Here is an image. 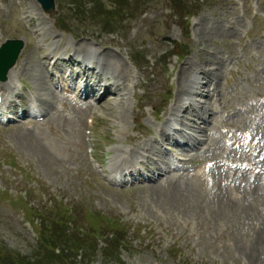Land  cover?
Segmentation results:
<instances>
[{
	"label": "rangeland",
	"instance_id": "rangeland-1",
	"mask_svg": "<svg viewBox=\"0 0 264 264\" xmlns=\"http://www.w3.org/2000/svg\"><path fill=\"white\" fill-rule=\"evenodd\" d=\"M54 1L56 11L46 16L33 0H0V45L8 39L25 44L17 62L19 68L14 69L17 74L13 73L8 82H13L16 91L23 90L34 109L47 116L42 123H0V246L54 264L45 253V243L36 240L25 209L39 210L44 240L49 222L64 220L55 214L60 208L51 211L46 206L60 203L72 209L76 223H59V228H68L70 233L65 235L73 232V236L91 241L77 239L76 243L86 246L93 255L89 259H80L79 255L77 264H117L99 236L112 231L124 239L120 247L114 246V254L119 252L123 264H264V202L262 206L232 205L228 200L234 198L232 187L238 181L232 179L229 170L217 169L229 156L230 139L224 137L226 134H236V129L253 130L255 146L259 149L264 145V101L257 99L264 96V0H183L189 10L198 11L187 24L172 16L167 0H120L125 10L119 17L106 11L115 0H78L83 4L78 22L74 21L76 7L72 4L76 0ZM97 7L106 15H97ZM30 15L34 19L29 23ZM105 20L110 25L103 27ZM113 22L115 26H111ZM62 26L81 39L70 40ZM185 30L190 32L188 39ZM178 43L179 48L188 43L190 48V56L180 61L166 53ZM68 44H79L72 51L83 54L92 48L101 51L100 45H107L97 53H101L107 70L123 72L121 77L116 73L121 83L129 74L136 76L127 55L130 49L143 52L153 67H143L144 73L135 79L142 88L127 97L106 95L99 103L95 101L97 107L81 106L72 95L60 94L55 88L56 76L60 75L57 70L49 80V55L41 51ZM163 54L168 55L162 72L159 63ZM200 70H204L199 75L202 81L216 80L211 88L218 102L205 99L197 108L201 117L213 120L205 136L207 143L210 137L209 143L214 145L212 149L205 145L192 160L199 164L213 162L215 185L201 176L182 188L166 180L133 189L105 187L97 172L99 163L90 150L101 163V152L145 145L149 160H161L163 168L168 164L169 157L160 149L159 153L153 142L150 108L139 112L133 96L146 93L148 103L160 105L159 96L168 83L173 91L171 102L182 98L187 105L195 99L181 90L187 89L189 75ZM165 71L169 77H165ZM5 92L0 84V93ZM4 95L12 96L7 92ZM161 117L164 120V115ZM193 125L206 128L196 120ZM127 141L132 143L126 145ZM164 149L168 152L170 148ZM239 154L241 149L235 148L231 156ZM112 156L107 155V165ZM166 182H172V186Z\"/></svg>",
	"mask_w": 264,
	"mask_h": 264
},
{
	"label": "bare ground",
	"instance_id": "bare-ground-1",
	"mask_svg": "<svg viewBox=\"0 0 264 264\" xmlns=\"http://www.w3.org/2000/svg\"><path fill=\"white\" fill-rule=\"evenodd\" d=\"M89 52L90 53H87V50H86V52H84L85 53V58L84 59H86L85 60L86 62L94 63V62H97V59L103 61L102 58H101V53L102 52L101 53H97V52L95 53L94 50H90ZM74 53H75V55H79V54L82 55L83 54L82 52H78V51H75ZM58 62H59V60H55L54 65H57ZM66 63H68L69 65H72V66H75V65L78 64L71 57H69V59L66 61ZM104 70L108 71L107 74H109L111 76H114L113 81L109 85L105 86V94L113 95V94H116V93H118L120 91L125 92V91L128 90V88L126 87L125 84L127 83L129 77H126L124 83H121V81H119L120 79L116 75L117 72H115V73L113 72L115 69L112 68L113 71H110V70H107V68L104 66ZM187 72L184 73V74H187ZM13 73H15L14 70H11L9 72L8 79H10L13 76ZM117 74L121 77L123 72L121 74H119V73H117ZM77 76L83 77L85 79L84 88L87 89L90 86L97 87L98 83L100 81H102V77L104 75H103V73L97 74L96 75V81L93 84H90V82H89V70L84 69V70H82V72H79L76 75V77ZM67 78L68 79H72L73 75H69ZM58 80H64V77L62 76V74H60ZM194 80H197L195 78V76L192 78V80L189 79V84L193 85V81ZM190 85H189V88H188V85H187V89L181 90V92H184L186 94H191V95H192L193 92L195 94H197L195 92L197 88L190 89ZM198 85H199V82L197 81L195 83V87H198ZM121 86H122V88H121ZM202 86L205 88V87H207V84H204ZM181 95H182V93H181ZM206 96H208V98L212 97V93H211L210 89L208 90ZM84 97L86 98V96H84ZM180 101H181V99L179 101H177L176 104L180 103ZM44 104H45V102H44ZM181 109H182V107L179 106V109H177L178 112H176L174 110V112L171 114V118L174 119V120H177L179 118L178 113L181 112ZM183 113H185V112H183ZM168 122H171V120H168ZM249 131H250L249 133H247V131H246L245 132L246 135L242 136L241 139H239V141H237V140L235 141L236 147H238V142L241 141V146L243 147L244 150H246L248 152V154L241 155L240 157L237 158V157L231 156L229 154L230 152H228L229 157H227L225 159L224 164L221 165V166L220 165L217 166L218 170L226 168V166L228 164H230L229 159H231L234 162H238L240 164V166H238V167L235 166L234 167L233 166L234 163H232L231 166L233 168L232 167L228 168L230 170V174L232 176V179H235L236 181H238V183H236V185H234L232 187V190L237 195H235V197L233 199L230 198V200H228L234 206H242L244 204H245L244 206H262L263 202H264V186L261 187V183L264 182V146H263V148H260V150L258 152L257 151V149H258L257 146H254L251 141L250 142L248 141V136L251 134V132L254 133L253 130H249ZM175 132L177 134H179V133L185 134L196 145H201V144L205 145L206 144L208 149H212L213 148L214 144H210L209 141H208V143H205V141H203V139H201L198 136H197L198 138H196L193 135L192 131H189L188 133H184L183 131L176 130ZM205 132H206V130L203 129L202 133H205ZM161 135L165 138V141L168 142L169 139H168V136H167V134H166V132L164 130H161ZM263 136H264V134H263ZM173 144L175 145V143H173ZM258 144H259V142H258ZM263 144H264V142H263ZM233 145H234V143H233ZM233 145H231V148L235 146V145L234 146ZM186 148H188V149L180 148V150H182V151H184V150L195 151L191 147H186ZM124 153L125 154H123V155H120V156L118 155V157L120 158V165L128 164L131 167H133V163H134L133 160L135 159V157H131V154L136 156L137 152H135V150H133L130 153L129 156H126V152H124ZM195 155L197 156V154H194V155L192 154V157H195ZM184 156H187V155H184ZM152 166L155 167L154 170L152 171V173L154 171H156V172H160L161 171V168L158 167V163L156 161H153ZM218 174H220V172H218ZM210 175L213 178L214 182L216 183V181H217V179H216L217 177H215L216 174L214 172H211ZM186 176L187 175L184 174V175H181V176L173 175V177L164 176V178H163V175L159 176V174H158V181L154 182L153 186H155L157 184L160 185V183L162 181L166 180V181H172V182L174 181L175 184H177L179 187L181 186L180 188H182V186L185 185V184H189L190 185L191 178L190 177L186 178ZM180 179H181V182L179 183ZM172 182H166V183L169 184L168 186H172ZM242 183L246 186L245 188H243V184ZM165 187H167V186H165ZM232 200H235V201H232Z\"/></svg>",
	"mask_w": 264,
	"mask_h": 264
},
{
	"label": "trees",
	"instance_id": "trees-1",
	"mask_svg": "<svg viewBox=\"0 0 264 264\" xmlns=\"http://www.w3.org/2000/svg\"><path fill=\"white\" fill-rule=\"evenodd\" d=\"M172 1L176 3V8L180 16H185L190 13L188 6L184 2H182L181 0H172ZM97 8H98V11L96 12L97 15H101L102 17L106 15L104 12H102L99 9V7ZM113 14H115V12H113ZM61 221L62 220H60L58 223L50 224L48 228H46V232L48 234L44 239L45 250H46L45 253H47L48 256L53 258L55 262L54 264H73L72 258H74V256L72 255V253L73 252L77 253L78 251L85 252L84 258L88 259L91 254L88 253L86 246L79 244L80 242L76 243L77 239L80 240V238L77 235L74 236L68 234L65 235L67 231L66 227L62 229L59 228V223H61ZM113 248L114 247L112 246L111 252L113 251ZM55 251H59V253L56 254ZM0 264H53V263L51 260H48V262L46 263L41 259H36V258L33 261H29L27 259H23L19 257L4 256L0 258Z\"/></svg>",
	"mask_w": 264,
	"mask_h": 264
},
{
	"label": "water",
	"instance_id": "water-1",
	"mask_svg": "<svg viewBox=\"0 0 264 264\" xmlns=\"http://www.w3.org/2000/svg\"><path fill=\"white\" fill-rule=\"evenodd\" d=\"M45 12L51 13L55 9L53 0H38ZM21 42H7L0 49V80L6 79L8 70L15 64L20 50Z\"/></svg>",
	"mask_w": 264,
	"mask_h": 264
}]
</instances>
